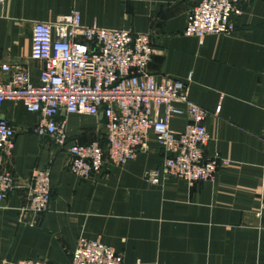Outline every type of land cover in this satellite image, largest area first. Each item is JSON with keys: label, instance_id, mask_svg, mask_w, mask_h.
Instances as JSON below:
<instances>
[{"label": "crops", "instance_id": "1", "mask_svg": "<svg viewBox=\"0 0 264 264\" xmlns=\"http://www.w3.org/2000/svg\"><path fill=\"white\" fill-rule=\"evenodd\" d=\"M203 0H0V82L4 64L27 68L39 84L44 64L32 58L33 27L76 9L88 28L151 36L149 72L188 82L189 98L211 115L207 157L227 162L212 182L189 186L148 182L165 150L150 139L133 162L108 166L91 180L69 171L70 157L51 138L35 134L38 115L6 102L1 120L16 131L13 156L3 169L17 187L0 201V264L45 260L72 264L81 237L101 240L127 264H264V0H250L229 35L200 40L184 35L188 13ZM222 107L218 117L216 108ZM69 144L105 140L106 119L67 115ZM186 120L173 119L181 132ZM51 171L47 213L24 215L29 178Z\"/></svg>", "mask_w": 264, "mask_h": 264}, {"label": "built area", "instance_id": "2", "mask_svg": "<svg viewBox=\"0 0 264 264\" xmlns=\"http://www.w3.org/2000/svg\"><path fill=\"white\" fill-rule=\"evenodd\" d=\"M250 0H203L187 16L184 35L203 40L209 35H229L235 30L233 18L244 13ZM32 58L44 64L39 84L32 82L27 68L4 64L8 76L0 82V116L6 102H21L38 115L35 134L51 138L70 157L69 171L87 181L108 166L123 167L137 159L150 139L167 153L160 169L146 174L148 182L161 179L182 181L189 186L212 182L227 162L218 155L207 157L211 136L206 120L211 115L189 98L188 82L149 72L155 50L151 36L127 30L88 28L74 9L54 23L33 27ZM218 106L214 116L218 117ZM67 115L103 114L106 147L99 143L69 144ZM183 118V131L172 129L173 119ZM15 129L0 119V166L13 156ZM24 215L47 213L51 204V171L32 172ZM17 187L16 176L0 171V201ZM19 264H50L45 260H25ZM72 264H127L114 248L101 240L79 238Z\"/></svg>", "mask_w": 264, "mask_h": 264}]
</instances>
